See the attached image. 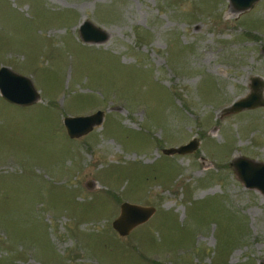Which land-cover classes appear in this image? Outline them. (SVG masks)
<instances>
[{"label": "rangeland", "instance_id": "1", "mask_svg": "<svg viewBox=\"0 0 264 264\" xmlns=\"http://www.w3.org/2000/svg\"><path fill=\"white\" fill-rule=\"evenodd\" d=\"M263 48L264 0H0V68L39 97L0 96V264H264V195L230 165L264 164V106L223 113L253 80L264 101ZM124 202L155 212L120 236Z\"/></svg>", "mask_w": 264, "mask_h": 264}, {"label": "water", "instance_id": "2", "mask_svg": "<svg viewBox=\"0 0 264 264\" xmlns=\"http://www.w3.org/2000/svg\"><path fill=\"white\" fill-rule=\"evenodd\" d=\"M258 1L229 0L231 6L237 11H246ZM79 36L82 42L87 44H99L106 39V35L89 22L80 27ZM251 89L253 92L248 99L234 103L230 108L225 109L223 113H237L242 110L263 107V83L253 80ZM0 96L6 102L18 106H29L39 100L32 82L6 67L0 68ZM101 123L102 113L100 111L88 116L66 117L63 120L67 136L70 139H79L87 135ZM196 147L197 141L194 140L178 148L163 149L162 154L166 156L184 155L191 153ZM230 165L244 187L255 189L264 195V164H256L246 158H239ZM154 212L153 207H143L124 202L120 205L119 216L113 221L112 227L120 236H125L132 228L146 222Z\"/></svg>", "mask_w": 264, "mask_h": 264}]
</instances>
